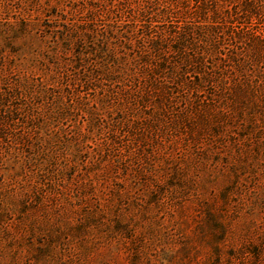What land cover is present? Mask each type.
<instances>
[{
    "label": "rangeland",
    "instance_id": "obj_1",
    "mask_svg": "<svg viewBox=\"0 0 264 264\" xmlns=\"http://www.w3.org/2000/svg\"><path fill=\"white\" fill-rule=\"evenodd\" d=\"M24 19L22 65L0 63V264H264V0H0ZM63 21L95 37L64 50ZM25 75L54 97L17 94Z\"/></svg>",
    "mask_w": 264,
    "mask_h": 264
},
{
    "label": "trees",
    "instance_id": "obj_2",
    "mask_svg": "<svg viewBox=\"0 0 264 264\" xmlns=\"http://www.w3.org/2000/svg\"><path fill=\"white\" fill-rule=\"evenodd\" d=\"M56 9V8H55ZM54 10V9H53ZM52 10L51 15L53 14L56 17H59L58 20H66L67 16L59 13L58 9ZM47 25L45 29H42L43 32L49 33L51 32L48 27H52L50 23L45 24ZM44 25V26H45ZM62 26L64 27L63 30H60L61 34L59 35H53L52 39L59 45H62V48L70 49L72 45V41H75V39H78L79 37H84L86 33V36L88 35V38H94L95 37V31L89 27V25H77L76 28L72 27L74 25H70L68 22L63 21ZM40 30V25L38 23H33L31 21H28L26 19L22 21H15V22H1L0 21V43H2V46L0 45V63L4 62L5 59L10 58L11 56H14L12 61L10 62L11 68H19L22 63H19L21 59L25 58L22 55L21 48L17 47L14 42L15 40L19 39L20 37L27 36L32 34L34 30ZM85 30V31H83ZM50 34V33H49ZM46 36V35H45ZM9 49V52H7ZM56 50V49H55ZM95 50V53L97 56L102 57L103 52H105V47H99ZM10 53V54H9ZM39 56L43 59V63L47 68H50L51 65L49 64H56L57 56L56 54L50 55L47 52L44 53H38L33 54L32 57H27V60L30 62V66H35L37 61L39 60ZM81 59V58H80ZM27 61V62H28ZM27 65V63H26ZM81 62L75 63V67L79 68L81 67ZM242 68V67H241ZM9 79H0V81H8ZM15 90L17 94H26L30 98L35 99H41L44 97L53 98V93L50 94L49 90L50 88L46 87L45 84L41 81V84H36L32 81V78L30 76L25 75L24 77H21L20 79L16 80L15 84ZM52 92H55L54 89L51 88ZM3 102H6L8 100V96H3L2 99ZM54 102V101H53ZM58 107L61 109V116L65 115V109L66 107L61 104H58ZM90 115H93L92 111H89ZM0 120L2 118L0 117ZM53 140V139H52ZM52 163V160H50Z\"/></svg>",
    "mask_w": 264,
    "mask_h": 264
}]
</instances>
